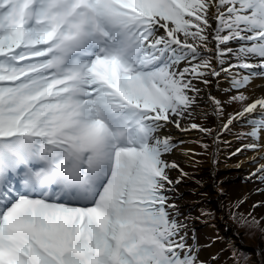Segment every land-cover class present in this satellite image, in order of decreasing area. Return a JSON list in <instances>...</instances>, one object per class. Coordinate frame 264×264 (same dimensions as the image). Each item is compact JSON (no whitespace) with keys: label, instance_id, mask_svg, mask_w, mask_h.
Wrapping results in <instances>:
<instances>
[{"label":"snow or ice","instance_id":"1","mask_svg":"<svg viewBox=\"0 0 264 264\" xmlns=\"http://www.w3.org/2000/svg\"><path fill=\"white\" fill-rule=\"evenodd\" d=\"M256 78L264 0H0V264H217L161 133L212 132L189 123L210 103L217 138L250 126L259 155ZM214 79L224 99L206 92ZM253 178L264 185V163Z\"/></svg>","mask_w":264,"mask_h":264},{"label":"rangeland","instance_id":"2","mask_svg":"<svg viewBox=\"0 0 264 264\" xmlns=\"http://www.w3.org/2000/svg\"><path fill=\"white\" fill-rule=\"evenodd\" d=\"M226 83L221 80L217 86L214 79L206 92L224 99ZM244 91L245 95L251 94ZM225 111L232 112L233 106L227 105ZM223 121L224 117L217 116L210 103L207 106L202 103L189 123L210 128L212 132L205 134L192 130L186 132L188 137H185L180 135L183 131L174 126L162 131L161 135L173 134L170 136L173 141L180 142L167 155V160L179 164L189 174L176 186L179 206L185 210L188 223L201 245V259L215 256L217 264H264V192L257 191L264 185L255 178L248 179L249 174L263 163L260 156L264 150H258V155L244 148L245 144L253 142L251 138H245L252 130L247 125L219 132L217 138ZM238 148L243 150L232 155ZM181 155L185 157L181 158ZM170 175L178 178L180 173L173 170ZM254 205L259 206L254 208ZM247 216L260 222L259 232L239 225ZM189 238L191 240V232ZM206 242H210L209 245H205Z\"/></svg>","mask_w":264,"mask_h":264},{"label":"bare ground","instance_id":"3","mask_svg":"<svg viewBox=\"0 0 264 264\" xmlns=\"http://www.w3.org/2000/svg\"><path fill=\"white\" fill-rule=\"evenodd\" d=\"M246 90L250 92L251 94H255V96L257 97L264 96V78L253 79L252 83L248 86ZM186 134H187L186 132H182L180 135H183L186 137L187 136ZM262 155H264V153H262ZM183 157H185V155H181V158ZM257 159H259L258 155H257ZM260 161L264 163V160H260ZM206 245H209V244H206Z\"/></svg>","mask_w":264,"mask_h":264},{"label":"trees","instance_id":"4","mask_svg":"<svg viewBox=\"0 0 264 264\" xmlns=\"http://www.w3.org/2000/svg\"><path fill=\"white\" fill-rule=\"evenodd\" d=\"M253 219V217H246L242 220V222H239V225L246 230H254L256 232H259L260 230L258 229V227H256L254 224H247L245 223V220L251 221Z\"/></svg>","mask_w":264,"mask_h":264}]
</instances>
